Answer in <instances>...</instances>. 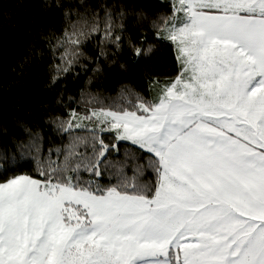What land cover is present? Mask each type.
<instances>
[{
	"label": "snow or ice",
	"instance_id": "snow-or-ice-1",
	"mask_svg": "<svg viewBox=\"0 0 264 264\" xmlns=\"http://www.w3.org/2000/svg\"><path fill=\"white\" fill-rule=\"evenodd\" d=\"M169 7L151 27L177 71L152 98L82 92V111L49 120L66 145L23 129L35 175L0 182V264H264V0ZM103 13L49 42L53 84L88 71L87 42L105 59L122 47L123 23Z\"/></svg>",
	"mask_w": 264,
	"mask_h": 264
},
{
	"label": "trees",
	"instance_id": "trees-1",
	"mask_svg": "<svg viewBox=\"0 0 264 264\" xmlns=\"http://www.w3.org/2000/svg\"><path fill=\"white\" fill-rule=\"evenodd\" d=\"M104 6L113 11L116 23H123L122 47H110L105 59L98 54L97 39L87 42L84 52L92 60L81 63L88 71L77 66L75 74L53 84L52 65L59 61L53 60L49 42L54 43L78 16L90 20L93 11L103 16ZM170 14L169 0H0V182L14 175H35L34 161L15 148L25 138L24 128L39 130L44 149L68 143L49 120L66 116L68 105L82 111V92L106 104L120 102L125 88L152 98L150 82H163L177 71L173 46L157 40L151 27L161 15ZM129 40L152 50L137 57ZM127 147L121 143V158ZM146 178H153L150 172Z\"/></svg>",
	"mask_w": 264,
	"mask_h": 264
}]
</instances>
